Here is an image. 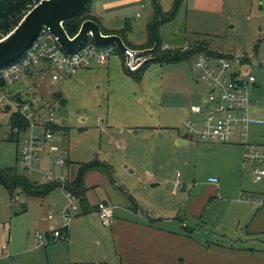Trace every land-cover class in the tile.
I'll use <instances>...</instances> for the list:
<instances>
[{"label": "crops", "instance_id": "0c3cea01", "mask_svg": "<svg viewBox=\"0 0 264 264\" xmlns=\"http://www.w3.org/2000/svg\"><path fill=\"white\" fill-rule=\"evenodd\" d=\"M175 1L159 0L163 10L166 8L167 11L169 8L166 6L172 7ZM227 1L185 0L184 6L188 11V19H192V14L194 19L200 21L205 18L220 22L223 19L231 21L235 16L234 12L243 4L249 11L256 13V10H259L264 13V0H229L233 6L231 10L233 15L230 16L226 14ZM127 2H129L128 7L138 8L137 0H127ZM113 5L116 3H109L105 8L110 10ZM261 5L263 10L260 9ZM151 6L150 19L153 16L152 0ZM93 17L105 30L118 32L105 26L106 20L100 15ZM137 17H141L139 12L136 13ZM198 41L203 42L204 38L197 37L186 44ZM231 52L237 51L218 53ZM113 56L106 65L95 67L106 66L105 72L110 78L109 95L114 98L112 106L108 105V110L111 108L114 118H111L110 113L100 115L97 120L99 125L90 128L103 135L117 138L116 141L120 142L118 144L120 152L126 151L125 143L129 142L132 145L137 143L136 140H130V136L135 138L143 133L146 146L152 152L153 164L150 168H145L140 158L139 160L132 158V163L126 165L125 177L129 179V185H116L119 190L110 188L111 201H100L98 204L91 194V187L102 182L103 176L97 170L89 172L85 178L88 188L87 209L77 205L79 210L72 213L73 218L65 240L53 238L54 231L63 226L58 216L59 212L70 210L69 198L64 191L56 189L45 198L17 195L16 201L12 200L6 188L0 186V250L2 246H7L10 252V256H4L0 251V264H264V207L241 200L242 195L257 194L245 189L244 179L239 180L237 186L229 184L221 186L212 177L204 182L194 178L193 183L187 186L186 178L192 173L188 161L183 164L187 168V177L183 184L178 181L172 183L162 175L169 161L166 157V143L173 142L176 147L175 129L180 133L178 140L180 146L201 151L202 154L218 153L214 159L209 158L203 162L204 174H207L205 172L208 170L217 168L216 165L222 166L221 168L227 167L228 158L234 155L233 167L238 171L242 166V171L245 173V167L250 164L244 165L242 146L238 142L227 145L188 140L181 132L185 122L192 117L191 105H188V101L181 107L173 108L167 116L162 115L159 105L156 115L153 110H144L146 118L158 120L157 126L146 125L140 118L127 116L129 114L125 113V106L120 103L123 97L121 89L112 88L111 84L114 77L123 84H129L130 79L133 78L127 74V70H124L125 58L113 60ZM259 67L263 68L261 64ZM261 83L264 85V81L257 80V88L254 90V98L257 100L255 92L261 88ZM51 85L48 86V91ZM55 93L57 92H51L50 99L55 100L53 97ZM57 94L61 95L64 101L62 107L66 106L67 102L63 95L59 92ZM38 100L37 105L41 107L53 104L44 96ZM147 111L149 113H146ZM121 116L125 117L119 118ZM178 118L181 120L180 123ZM60 127L66 134L67 129L61 124ZM161 130L163 133H160ZM131 132L133 135L130 134ZM3 137L7 138L4 134ZM14 143L17 146V143ZM234 146L239 147L237 148L239 152L236 154L231 151ZM135 153L136 151L133 150L132 154ZM70 163V160L67 161V166L61 168L60 172L64 174L67 168L69 170ZM44 166L45 169L51 168V164L46 162ZM195 167L198 169V166ZM67 174L69 177V172ZM195 175L194 173L192 176ZM182 177L183 173L180 174V178ZM162 186L168 191L164 196L159 193ZM117 191L120 195H116ZM133 201L137 204V209L133 206ZM100 203L113 209L110 225H104L100 219L98 213ZM232 208H235L233 212H231ZM211 209L218 210L219 213L206 216ZM50 215H54L52 220L49 219ZM213 221L218 222L217 232L221 234L222 239L218 237L219 235L209 234L207 227ZM227 221H231L233 228L235 227L233 232L227 226ZM39 233L42 237L41 242H38L36 237Z\"/></svg>", "mask_w": 264, "mask_h": 264}, {"label": "rangeland", "instance_id": "374dc122", "mask_svg": "<svg viewBox=\"0 0 264 264\" xmlns=\"http://www.w3.org/2000/svg\"><path fill=\"white\" fill-rule=\"evenodd\" d=\"M126 1L93 0L90 5V11L92 15H100L104 18L106 20L105 26L125 34L123 36L128 46L135 48L144 47L148 39L147 24L152 14L151 0H137L138 8L128 7L129 2L126 3ZM114 2L116 5H113L110 10L105 8L107 4ZM166 7L170 10L171 6L167 5ZM226 8V14L232 16L233 12L231 10L233 6L229 0L227 1ZM256 11L255 13L247 10L243 4L234 12L235 16H233L231 21L223 19L220 22L206 18L207 21L205 19L200 21L193 18L192 12L189 13L192 19H188V11L183 3L174 20L160 26L161 43L169 47L183 48L188 45L186 44L187 42L193 41L197 37L204 38V41L210 44L209 47L216 52L231 50L247 55L252 62L250 64L252 66L250 68L251 72L258 81L262 82L264 81V13L259 10ZM137 12L140 13V18H136ZM189 45H193V43ZM114 54L113 60L125 58L124 54L118 49L115 50ZM195 60L196 58L193 57L171 64L150 62L144 70L140 83L135 82L134 79H130L129 84H123L121 80H117L114 77L111 86L112 88L118 87L121 89L123 97L120 103L125 106V113L129 114L127 116L140 118L141 122L146 123V125L157 126L158 120L156 118H146L144 110H153L156 115L159 105L160 111L163 113L162 115L167 116V114L172 112L173 108L181 107L186 101L191 106L202 103L203 98L207 95V90L205 84L199 80L198 74L193 69ZM123 61L124 70H127L125 59ZM259 64L263 68H260ZM106 70V66L84 69L56 83H52L51 75H47L45 78L35 77L32 80V83L40 86L39 90L36 91L37 99H41L44 96L49 103L53 102L52 107L55 109L59 123L67 129L65 131L66 134L63 133L64 130H60V133L55 134L54 145L58 147L59 151L45 155L40 164V170L43 172L52 170L59 175L61 174V168L57 167L55 162L60 159L68 162L70 160V168L69 170L68 168L65 170L64 175L72 183L77 178L81 163L98 160L101 163L110 165L113 168L112 178L105 171H100L103 181L99 182L96 186H90L92 190L91 194L95 197L97 204L100 201H111L109 198L110 188L119 190L117 186L129 185V179L125 177L127 174L126 165L132 163V158L137 160L140 158L145 168H150L151 164H153L151 158L152 152L146 146L143 133L135 138L130 136V140H136L137 143L135 145L129 142L125 143L127 146L126 151L120 152L118 150L120 142L116 141L117 138L103 135L94 128H90L99 125V121L97 120L100 115L111 114V108L108 110V105L112 106L114 98L109 95L111 93L108 90L110 78L105 72ZM50 84L52 85L48 91ZM52 91L63 95L66 100L65 102H67L66 106L62 107L59 100L50 99ZM255 97L258 98L260 103L259 105H254L251 109L253 122L249 127V140L253 144L264 146V85L262 83L261 88L255 92ZM8 107L7 103L2 106L4 110L0 112V125L4 122H10L14 110L5 111ZM149 111L146 113H149ZM124 117L121 116L119 118ZM111 118H114L113 114H111ZM178 121L179 123L181 122L180 118H178ZM174 132L176 147L173 142L166 143L165 146L166 157L169 158L168 164L162 174L165 179L172 181V183L178 181V183L183 184V181L187 177V168L183 164L188 161L192 173L191 175L189 174V178H186L188 181L187 186L193 183L194 178L204 182L212 177L221 186L223 184L237 186L239 180L244 179L246 190L257 194L264 193V178L259 182H254L252 169L255 166L247 165L245 173L242 171V166L237 171L233 167L235 155L228 158L227 167L221 168L222 166L216 165L215 167L217 168L208 170L205 172L207 174H204L203 162L209 158L214 159L218 153L202 154L201 151L197 152L186 149L184 146L178 144L180 133L176 129ZM181 132L183 134V130ZM160 133H163V131L161 130ZM3 134L4 129L1 128L0 168H17L18 172L25 175L32 183L38 185L48 183L38 172L31 175L23 170L20 160L16 159V144L10 141L9 138L4 139ZM130 134L133 135L132 132ZM219 146L217 147L219 148ZM232 148V153L236 154L239 152V149H237L239 147L234 146ZM133 150L136 151L134 155L132 154ZM44 162L49 163V165L51 164V168L45 169ZM195 166H198V169ZM67 172H69V177ZM181 173H183L182 178H180ZM194 173L196 175L192 176ZM90 180L92 181V179ZM163 186L160 190L157 189L162 196L168 193V191L163 189ZM182 191L181 189L180 192ZM116 195H120V193L118 192ZM76 204L80 206L79 201ZM234 210L235 208H232L231 212ZM215 213H219V211L211 209L206 216L210 217ZM226 224L230 231L233 232L235 227L233 228L232 222L227 221ZM217 229V221L211 222L207 227L210 235H219L218 237H220L221 234L217 232ZM214 233L218 234L215 235ZM220 239L222 238L220 237Z\"/></svg>", "mask_w": 264, "mask_h": 264}, {"label": "built area", "instance_id": "2783aa9c", "mask_svg": "<svg viewBox=\"0 0 264 264\" xmlns=\"http://www.w3.org/2000/svg\"><path fill=\"white\" fill-rule=\"evenodd\" d=\"M41 1L35 0L23 18ZM12 32L13 30L7 34H0V41ZM116 49L114 45H98L91 39L77 51L68 53L60 46L59 39L49 29L43 28L38 38L19 60L0 68V112H3L2 106L5 103L9 106L5 111L14 110L10 122H4L0 129H4L7 138L16 140L17 156L23 170L31 175L38 172L48 183L59 184L60 189L69 198L70 210L59 212L58 216L63 226L54 231V240L67 239L66 231L72 221V213L79 210L76 204L78 199L65 189L70 180L62 172L57 175L52 170L49 172L40 170L44 156L59 151L54 145L56 134L54 128L60 124L52 106L37 105L36 91L40 86L32 83V80L35 77L45 78L51 75L52 82H58L81 70L106 65ZM191 49L192 45L189 44L183 48L162 46V51ZM124 56L126 68H134L150 57L132 49L127 50ZM195 58L194 70L199 80L205 84L207 95L202 103L190 107L194 117L189 118L184 124L185 137L201 143L231 145L238 142L243 148L244 165L255 166L252 175L254 182H259L264 178V146L253 144L249 140V127L253 122L251 109L254 105H259V100L254 98L257 78L250 70L251 60L238 52L222 53L220 57L202 53ZM14 117H18L19 121L25 122L27 126L21 128L15 125ZM55 165L64 168L67 161L60 159ZM17 199L18 197L15 198L16 201ZM241 200L264 207V194L242 195ZM98 213L104 225L111 224L113 219L111 207L100 203ZM53 218L54 215L49 216L50 220ZM36 237L38 242H41L40 233ZM0 251L4 256H10L7 246H2Z\"/></svg>", "mask_w": 264, "mask_h": 264}, {"label": "trees", "instance_id": "16d2710c", "mask_svg": "<svg viewBox=\"0 0 264 264\" xmlns=\"http://www.w3.org/2000/svg\"><path fill=\"white\" fill-rule=\"evenodd\" d=\"M34 1L35 0H0V34H7L14 30L22 20L24 13H26L30 9V7L34 5ZM184 1L185 0H176L169 11H164L159 0H152L153 16L147 24L148 39L146 45L140 48L128 46L123 36L125 34H123L122 32H109L99 24L97 19L91 15L90 5L93 0H90L84 12L72 18L71 20H68L64 24V27L69 36L73 38L79 32L83 22H85L86 20H93L100 25L102 32L105 35L120 36L125 44L132 50L141 51L156 47L155 52L151 54V62H160L166 64L179 63L202 53L220 57L222 53L210 50L209 44L204 41L193 43L192 49L189 51H162L163 45L161 43L160 26L165 23L172 22L176 18L181 4H183ZM149 63H147L136 76L130 75L128 71L127 74L136 82L140 83L143 78L144 70L147 68ZM53 97L55 100H59L63 105L64 101H62L61 95L55 94ZM13 122L15 125L20 126L21 128H25L27 126L25 122L19 121L18 117H14ZM54 130L56 132L60 131L61 127L56 126ZM10 141L16 142V140H14L13 138H11ZM96 170L105 171L110 176V178H112L113 176V168L110 165L95 160L80 164L76 180L72 183H68L65 187L67 191L76 196L79 201L80 207H82L83 209H87L88 205L86 197L88 188L86 187L85 178L89 172ZM0 186L6 188L12 200H15L17 195H22L25 197L45 198L54 190L60 189V185L57 183H46L42 185L32 183L25 175L19 173L17 168L0 169ZM133 206L136 209L138 208L137 204L134 201ZM23 211L24 210H22V212Z\"/></svg>", "mask_w": 264, "mask_h": 264}, {"label": "water", "instance_id": "95a60500", "mask_svg": "<svg viewBox=\"0 0 264 264\" xmlns=\"http://www.w3.org/2000/svg\"><path fill=\"white\" fill-rule=\"evenodd\" d=\"M90 0H42L20 21L13 32L0 41V68L19 60L38 38L43 28L59 39L60 46L68 53L77 51L92 39L98 45H114L122 53L130 48L118 35H105L100 25L86 20L79 32L72 38L64 24L85 11ZM263 10V5L260 7ZM156 47L139 51L141 55H151ZM152 61L151 56L134 68H127L130 75L136 76L143 67Z\"/></svg>", "mask_w": 264, "mask_h": 264}]
</instances>
